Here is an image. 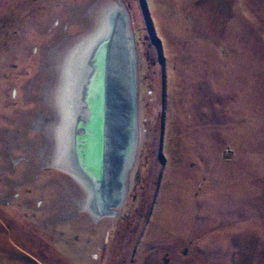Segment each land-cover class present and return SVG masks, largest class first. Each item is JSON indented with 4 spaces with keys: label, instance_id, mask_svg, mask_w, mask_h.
Returning a JSON list of instances; mask_svg holds the SVG:
<instances>
[{
    "label": "rangeland",
    "instance_id": "1",
    "mask_svg": "<svg viewBox=\"0 0 264 264\" xmlns=\"http://www.w3.org/2000/svg\"><path fill=\"white\" fill-rule=\"evenodd\" d=\"M113 11L135 91L110 97L97 220L59 163ZM0 264H264V0H0Z\"/></svg>",
    "mask_w": 264,
    "mask_h": 264
},
{
    "label": "bare ground",
    "instance_id": "2",
    "mask_svg": "<svg viewBox=\"0 0 264 264\" xmlns=\"http://www.w3.org/2000/svg\"><path fill=\"white\" fill-rule=\"evenodd\" d=\"M119 11L117 13L113 11L109 15L106 30L102 31L97 39L94 38L92 44L88 43L90 46L85 50L82 49L84 54H81V59H78L74 66V82L68 91L70 94L69 111L74 114L73 121L70 123L72 130L70 129L69 136L71 137L70 141L75 140V145L72 143L69 145L68 161L62 160L59 163L60 168L74 176L85 187L87 186L90 198L86 208L97 220L102 217V214L112 215L113 213L107 207L111 202L106 200L107 202L104 204L106 197L101 198V187L105 186L104 181L109 180L105 171L106 165L109 163L108 166L111 170L113 163V161L110 163L109 159L105 157L108 153L106 148L108 138L105 134L109 131L106 114H109L113 106L110 97H114L115 101H119L123 97L124 99L129 98L123 93V85L125 83L132 84L133 93L135 84L132 76L135 60L129 50L130 42L122 40L127 35V26L121 24L122 19L118 16ZM118 54H120V59ZM122 56L124 60H121ZM118 60L123 62L122 67L120 62H117ZM122 69L124 76L121 73ZM73 103L76 110L73 109ZM129 104L128 108L133 102ZM97 164L99 171L96 172V175L94 171Z\"/></svg>",
    "mask_w": 264,
    "mask_h": 264
},
{
    "label": "water",
    "instance_id": "3",
    "mask_svg": "<svg viewBox=\"0 0 264 264\" xmlns=\"http://www.w3.org/2000/svg\"><path fill=\"white\" fill-rule=\"evenodd\" d=\"M119 62H121V61H119ZM135 62V61H134ZM121 67H122V63H121ZM133 78H134V83H135V66L133 67ZM135 91V90H134ZM107 115V114H106ZM100 119H101V116H100ZM105 123H106V121H105ZM106 135V138H108L109 136H108V133H106L105 134ZM110 138V137H109ZM108 141V140H107ZM106 144H108L109 145V143L107 142Z\"/></svg>",
    "mask_w": 264,
    "mask_h": 264
}]
</instances>
